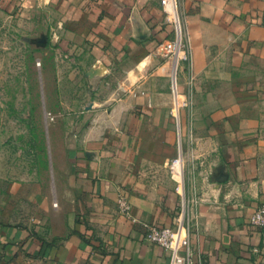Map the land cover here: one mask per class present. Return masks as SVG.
Segmentation results:
<instances>
[{
    "label": "crops",
    "instance_id": "1",
    "mask_svg": "<svg viewBox=\"0 0 264 264\" xmlns=\"http://www.w3.org/2000/svg\"><path fill=\"white\" fill-rule=\"evenodd\" d=\"M47 1L95 53L93 76L115 83L114 102L55 142L53 205L0 222V264H169L143 223L171 227L180 209L179 127L195 264H264V231L250 224L264 204V0H181L193 56L177 71L158 52L174 37L161 0Z\"/></svg>",
    "mask_w": 264,
    "mask_h": 264
},
{
    "label": "rangeland",
    "instance_id": "2",
    "mask_svg": "<svg viewBox=\"0 0 264 264\" xmlns=\"http://www.w3.org/2000/svg\"><path fill=\"white\" fill-rule=\"evenodd\" d=\"M62 22L47 0H0L1 223L36 221L42 202L53 205L55 142L114 102L115 83L93 76L95 53Z\"/></svg>",
    "mask_w": 264,
    "mask_h": 264
},
{
    "label": "built area",
    "instance_id": "3",
    "mask_svg": "<svg viewBox=\"0 0 264 264\" xmlns=\"http://www.w3.org/2000/svg\"><path fill=\"white\" fill-rule=\"evenodd\" d=\"M161 5L166 20L174 27L175 35L172 39L162 42L158 47V52L165 58L175 62L176 71L182 64H187L189 69L192 70L193 52L190 39L186 36L184 30L181 0H161ZM173 93L175 97L173 112L178 122H180L181 109L187 105V102L181 99L177 84L173 88ZM178 133L180 136V151L169 167L172 176L177 181L176 190L181 199L180 209L171 227H158L148 223H143V227L146 230L145 239L148 243L161 245L170 252L169 264H195L191 236L192 226L188 217L190 198L188 199L184 177L185 159L181 146L182 136L180 127ZM118 208L122 214L126 216L130 214L131 205L124 196L118 199ZM250 224L264 231V204L255 210L250 218Z\"/></svg>",
    "mask_w": 264,
    "mask_h": 264
}]
</instances>
